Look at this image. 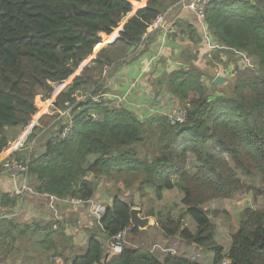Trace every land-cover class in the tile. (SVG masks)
<instances>
[{"label": "trees", "instance_id": "1", "mask_svg": "<svg viewBox=\"0 0 264 264\" xmlns=\"http://www.w3.org/2000/svg\"><path fill=\"white\" fill-rule=\"evenodd\" d=\"M143 1L0 0V154L9 147L8 132L17 138L54 88L60 91L121 29L59 93L53 106L61 108L75 91L106 94L97 79L104 67L133 61L155 19L180 0H147L135 12L134 4ZM203 22L201 43L212 38L213 60L225 55L223 67L235 65L237 76L231 85H215L208 69L189 64L161 78H148L152 99L162 101L160 108L152 109L165 116L160 112L140 116L127 105L111 108L108 101L94 104L86 98L75 105L79 113L65 140L55 137V117L44 115L26 139L31 142L29 152L23 158L17 151L11 154L27 161V183L36 194L86 203L95 199L102 184L112 199L99 223L86 224L85 214L75 221L77 226H88L90 234L69 264H202L176 255V243L200 254L211 253V264H264V0H212ZM252 66L254 71H248ZM168 105L172 106L168 111L178 106L186 111L184 122H172L164 111ZM36 139L41 144L33 149ZM122 191L140 197L151 193L157 201L164 192L175 191L181 196V212L147 213L145 217L153 216L155 224L139 230L130 224L135 205L123 201ZM238 193L250 194L257 206L241 212L224 251L215 242L206 207ZM18 202L12 191L1 195L0 206L6 211L0 209L5 211L0 217ZM76 207L85 211L84 206H73L71 213H78ZM47 211L51 214L47 223L34 231L14 225L19 215L0 219L1 258H16L21 248L26 249L23 240L39 235L40 250L68 264L64 246L51 248L54 234L60 240L67 238L65 221L58 208L57 220L49 206ZM126 229V238L138 247L124 246L119 254L107 250V241Z\"/></svg>", "mask_w": 264, "mask_h": 264}, {"label": "crops", "instance_id": "2", "mask_svg": "<svg viewBox=\"0 0 264 264\" xmlns=\"http://www.w3.org/2000/svg\"><path fill=\"white\" fill-rule=\"evenodd\" d=\"M146 1L147 0H144L142 3L134 4L133 7L134 8L136 7L135 12L141 6H143ZM135 12L132 15H134ZM159 16H161L162 18L157 23L161 28L160 29L159 27L157 29L150 28L148 30V33L146 34V37L144 39V44L141 47L142 49L139 54V57L137 59H133L131 55L135 56V54L132 53L129 56V58H132L133 61L125 60L124 63H122L123 65L110 76L109 82H107L108 90H110L109 88H112L113 93L122 95L129 90L130 88L129 86L132 83L138 80V82L132 88L131 95L132 93L133 95L132 96L130 95L128 100L130 104L129 105L126 104L128 105L129 108L131 107V109H132V105L138 103L151 104V106H156L160 108L161 107L160 103L162 101L160 100V98L156 99L155 101L152 99V94H150L151 87L148 83V78H150L151 81L153 79L161 78L162 76L168 75L179 68H186L187 66H189V64H193L194 66L200 69H208L212 75L213 73L211 70H214V72L220 74L221 76L227 78L228 80L231 79L230 77L232 76L230 74L233 72V67H232L233 64L230 63V65L227 68L223 67V65L227 63L226 61L227 57L225 55H221V58L218 59L217 61L213 60L214 52L210 40L208 39V42L206 44L201 43L200 34L201 31L204 29L203 25L200 24V22L197 20L193 12L189 11L187 8L184 7L181 0L173 4L172 6L168 7L166 10H163ZM128 19H126V21ZM164 26H172L178 28L181 32L183 29L185 30V32L181 33V36L177 38L172 35L164 34ZM188 28L190 29L189 30L190 32H188ZM120 30L121 29L117 30L116 34L111 36L112 38L108 42L112 41L117 36ZM105 45L106 44L103 43L102 46H100L95 56L91 58L88 64H84L80 72L84 68L90 65L91 61L97 57V55L102 51ZM240 54L241 53H239L238 55ZM238 62L239 61H237V64ZM238 67L239 69H241L239 65ZM76 75L78 76L79 74ZM205 80L208 84L209 80L204 79V81ZM70 84L71 83L69 82V85ZM69 85L67 84V86ZM56 91L57 92H54V95H57L59 93L58 90ZM54 95H52L51 97H55ZM50 100H48L47 102H49ZM132 101H134V103H132ZM47 102L40 108L41 111L45 109ZM171 108L172 106L169 105V107L165 111H168ZM32 124L33 122L30 123V126ZM30 126L26 127L25 128L26 132L24 131V133H22V135L18 137V139H16L13 143H11V146L13 147L10 150H8L7 153L2 152L0 154V157H2L3 155L8 156V154H10L11 152L13 153L15 151L17 152L20 151L19 149L22 148L24 139L26 140L31 132V130H29ZM3 159L4 158H1L0 162ZM11 191H12L11 180L8 177L0 176V196L11 195ZM99 196L100 194L97 193L94 198L96 199V197L98 198ZM103 197L106 198L105 196ZM25 202L26 203L29 202V203L21 210V213L18 216V218L20 217L19 218L20 221L15 222L14 225L28 226V229L30 231H34L35 226L39 228L44 226V224L47 223L49 219V215H51L47 211L48 210L47 202L40 198H35V199L29 198ZM57 208L58 211L60 212V217L62 221H65L66 224L64 226L65 228L63 233L64 236L67 237L66 238L67 240H68V234L79 235L77 234L79 233L78 230H82L84 232L83 235L90 234L89 232L90 229L86 225L83 226L84 229L82 228L77 229L78 226L76 225V222L78 220H81V216L85 213V211L82 212L83 211L82 207L81 208L76 207L74 209L75 212H78L77 214L71 213L70 211L71 209L69 207L63 208L58 206ZM0 209L1 210L5 209L6 211V208L3 206H0ZM84 222L86 221L84 220ZM93 224L94 223H92L91 226H93ZM71 231L73 234L71 233ZM39 238L40 236L36 235V236H30V238L23 240L21 246L25 247L26 249L21 248L20 253L16 258L11 257L9 255L8 257H4V258H1L0 256V264L44 263V261L41 262L42 258L47 259L46 257L50 253H46L45 251H43L45 256L42 257V251L40 250V246H39V241H40ZM52 238L54 240V244H52L51 248L57 247L59 249L60 246L62 247L64 246L65 250L63 254L65 255V257H67L68 255L67 240L66 239L60 240V238H58L56 234H54ZM59 242H62V244H59ZM48 246L50 248V243L48 244ZM32 248H36V250ZM49 248L46 250H49ZM50 262L52 264H64L63 260L58 256L55 258L52 257L50 259Z\"/></svg>", "mask_w": 264, "mask_h": 264}, {"label": "rangeland", "instance_id": "3", "mask_svg": "<svg viewBox=\"0 0 264 264\" xmlns=\"http://www.w3.org/2000/svg\"><path fill=\"white\" fill-rule=\"evenodd\" d=\"M115 33H116V31L113 32V35ZM210 40H212V38H210ZM107 43L108 42H106L105 44H107ZM138 52H139V50L136 51L135 55ZM92 57L93 56L88 58V60H85L84 64H88ZM138 57H139V55L136 56L134 59H137ZM247 61L245 60V63ZM122 65L123 64L121 62H118L115 66L111 67L108 70V72L104 78H102L101 74L99 76H97L98 82L99 81L101 82V89H105L106 93L109 95H119V94L113 93L112 88H109L110 90H108L107 82H109L110 76L116 70H118ZM83 66H81L80 69L78 70V72L75 73L73 76H71L65 82L66 86H64V85H63L64 87L61 86L59 93L67 88V84L69 85V82L71 83L73 78L75 76H77L76 74L81 73L80 70ZM232 67L234 69L233 70L234 75L231 73L230 75H232V76L230 78H232V81H234L235 75H236V72H235L236 69H235V65H233ZM243 68L244 67L242 65L241 70ZM245 68H246V65H245ZM247 70L248 71H254V67L252 66V68H247ZM54 92H57L56 88H54L52 95H54ZM57 95H54L55 97H50V99H51V100L49 99L50 103H48L46 105V107L43 111H41L40 108L37 107V111H38V113L36 114L37 116L32 118L31 123L33 121V124L31 126H30V124L28 125V126H30L29 130L32 131L31 128L38 125V120L40 117H43L44 115H51L53 113L54 110H53L52 105H53V102L55 101L54 99H56ZM127 103H128V105L130 104V102H127ZM132 103H134V101H132ZM108 104H110V103L108 102ZM138 104L140 105L141 108H138L139 110L137 111V114L140 116H142V114H144V112H148L147 115H149V116L160 112L157 109L154 111V109H152L153 106L150 107L151 104H146V103L145 104L138 103ZM125 106L126 105H123V107H125ZM168 107H169V105L167 106V108ZM132 109H134V105H132ZM174 109H180V107L178 106ZM160 113H163V111H161ZM164 116H165V114H164ZM24 131H25V129H23V131L21 132V134L18 137H20L22 135V133H24ZM8 136L10 139V144H9V147L7 148V150H5L3 153H7L8 150H10L13 147V146H11V143H13L16 139H18V137L15 138L16 135L14 134L13 131L8 132ZM40 144H41V142L36 139L33 149L38 147ZM30 146H31V142H28V141L26 142V140L24 139V143L22 144V148L19 147L21 149H19L20 151L18 152V154H19L18 156L23 158L25 156L26 152H29ZM6 157H8V156L3 155L2 157H0V159L1 158L5 159ZM98 187H99L98 193L100 194V196L98 198L96 197V199H94V200H96V201H98V202H100L106 206L109 203V201H108L109 196L103 192L104 186L102 184H99ZM103 194H105L106 196ZM103 196H105L106 198H104ZM120 197L123 199V201L133 202V204L135 205L134 208L141 211L142 217H145L147 213H152L153 215H156L158 213H164L166 211H170L171 213H174V215L176 216L177 214H179V212H181V206H180L181 196L175 191L174 192H164L163 198L160 201L154 200L155 198L152 196L151 193H147L145 195V197H140L139 194H136L134 192L122 191V194H120ZM29 198H33V197H27L25 199H29ZM24 201H22V203H21V210L25 206H27V204L29 203V202L26 203ZM256 206H257V203L253 200V198L250 194H240V193H238L236 195V197H234L233 199L223 200V201H213L207 205L206 209L208 210V214H209L210 219H211L213 226H214L215 242L217 244H219L223 248L224 251H227L230 247V236H231V234H233L236 231L235 228L237 227L238 221L240 220L241 212L244 209L254 208ZM17 207H20V205L19 206L17 205ZM213 212H215V213H213ZM1 213H3V212L0 211V214ZM149 218L152 220V222H151L152 225L150 227H148L147 229H150L155 224L154 217L149 216ZM79 228L84 229L82 226H78L77 229H79ZM78 232L79 233H77V234H79V235H69L68 234V264H69L70 258L74 255L72 253L79 254L82 251L81 249L84 248V245H85L87 237H88V234L83 235L84 232L82 230H78ZM81 232H83V233H81ZM71 233H72V231H71ZM124 246H126V247H132V246L138 247L136 243H132L130 240H128V238H125ZM174 247L177 250L176 255H178V256L185 257L191 261H199L202 264H211L212 263V254L209 252L203 251L200 254L198 251L192 250V248L187 247V245L179 244V243H176L174 245ZM144 250H147V249L144 248ZM49 251H51V250H49ZM44 256L45 255L42 251V257H44ZM48 256H49V254L46 257L47 259L42 258L41 262L44 261V263H41V264H51L50 258H48ZM161 259H162V256H161Z\"/></svg>", "mask_w": 264, "mask_h": 264}, {"label": "built area", "instance_id": "4", "mask_svg": "<svg viewBox=\"0 0 264 264\" xmlns=\"http://www.w3.org/2000/svg\"><path fill=\"white\" fill-rule=\"evenodd\" d=\"M182 4L189 11L193 12L200 22L201 25H204V16L206 13V9L211 3L212 0H181ZM161 16H158L155 21L152 23L151 28L157 29L159 27L158 21L161 20ZM163 27V26H162ZM161 27H159L160 29ZM164 34L172 35L177 38L181 36L179 29L174 28L172 26H164ZM213 47V46H212ZM214 50V47L212 48ZM110 68L104 67L101 76L104 78ZM138 82L136 80L129 87V90L126 91L123 95H108V94H91V91L83 92V91H75L71 94V101L66 100L63 102L61 108H54L52 116L55 117L54 122L56 123V133L55 137L62 141L65 140L71 134V131L74 128V117L79 113V105L75 106L77 103L84 102L86 98H89L94 104L102 103L103 101H108L109 106L112 108H119L122 105L128 104L129 97L131 95L132 88ZM101 84V82L99 81ZM73 100V101H72ZM141 108L139 104H134V109ZM139 110V109H138ZM169 118L172 119L173 123H182L186 118V111L184 109H174L171 111H166ZM50 115V116H51ZM91 118L96 120L97 116L92 113ZM12 152L0 162V176L8 177L12 183V195L17 196L19 198L20 207H16L13 211L9 212L7 215L1 216L2 218H12L19 215L21 211V203L27 197L37 196L40 199L47 200L49 208L52 210L53 219L57 220V207L64 206L65 208H70L73 206H84L85 208V223L92 224L94 222L99 223L102 219L104 212L106 210V206L102 203L91 200L84 201L76 200V199H60L55 196L47 195V194H36L29 186L28 180L26 179L28 165L27 161L17 159L15 157H11ZM24 177V178H23ZM127 229L123 232L111 237L105 248L112 252L113 254H119L124 247L125 238L127 234Z\"/></svg>", "mask_w": 264, "mask_h": 264}, {"label": "water", "instance_id": "5", "mask_svg": "<svg viewBox=\"0 0 264 264\" xmlns=\"http://www.w3.org/2000/svg\"><path fill=\"white\" fill-rule=\"evenodd\" d=\"M238 65L242 67V63L239 61ZM212 71V70H211ZM213 72V71H212ZM230 84L231 85V80H228L227 78L221 76V75H216L213 79V84L221 86L223 84ZM109 203L112 201V199L108 200ZM130 224L133 227H136L139 230H146L148 227L152 225V220L149 217H142L141 216V211L135 208H132L130 210Z\"/></svg>", "mask_w": 264, "mask_h": 264}, {"label": "clouds", "instance_id": "6", "mask_svg": "<svg viewBox=\"0 0 264 264\" xmlns=\"http://www.w3.org/2000/svg\"><path fill=\"white\" fill-rule=\"evenodd\" d=\"M175 28V27H174ZM178 29V28H177ZM180 31V30H179ZM180 33H181V31H180ZM242 63V62H241ZM213 72V77H215L216 75H220V74H217L216 72H214V70H212ZM229 80H231V79H229ZM138 110V109H137Z\"/></svg>", "mask_w": 264, "mask_h": 264}]
</instances>
